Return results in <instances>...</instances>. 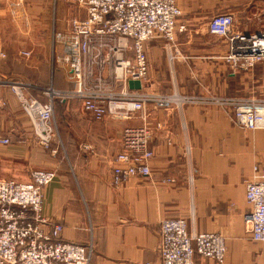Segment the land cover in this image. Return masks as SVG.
Wrapping results in <instances>:
<instances>
[{"label":"crops","instance_id":"crops-1","mask_svg":"<svg viewBox=\"0 0 264 264\" xmlns=\"http://www.w3.org/2000/svg\"><path fill=\"white\" fill-rule=\"evenodd\" d=\"M176 1L182 12L177 23L185 25L173 43L179 56L169 62L165 40H149L143 91L263 98L264 60L249 70H231L221 58L226 40L208 32V21L228 13L237 32L264 30V0ZM15 3L0 0V27ZM3 43L0 35V50ZM5 72L0 62V76ZM58 72L55 82L61 87L65 74ZM10 93L0 84V134L16 139L4 150L0 146V167L10 163L19 181H29L35 169L55 171L44 187V213L62 224L63 240L91 247L88 264H161L159 226L169 217L184 218L190 233L221 234L227 249L223 264H264V241L251 239L245 222L251 210L245 186L253 178V166L264 164V129L241 128L231 109L216 105L147 103L151 175L113 185L111 170L122 130L139 120H95L78 100L63 101L59 118L67 121L62 134L57 133L61 156L54 138L45 149L35 141L34 130L23 127L28 119L9 114ZM194 261L218 264L198 255Z\"/></svg>","mask_w":264,"mask_h":264},{"label":"built area","instance_id":"built-area-1","mask_svg":"<svg viewBox=\"0 0 264 264\" xmlns=\"http://www.w3.org/2000/svg\"><path fill=\"white\" fill-rule=\"evenodd\" d=\"M78 3L83 15L71 18L66 32L56 34L61 42L56 62L65 66L73 82L71 90L0 80L20 101L39 144L50 146L55 130L54 103L67 98L78 100L95 120L106 116L140 119V124L127 125L122 130L121 149L113 158L111 170L112 184L118 185L134 176L151 175L152 129L144 114L147 103L179 108L184 104L216 105L231 109L239 127L264 129V97L143 91L148 73L145 44L149 40H165L169 62L179 56L173 43L175 33L185 30V25L177 23L182 12L176 0ZM232 26L233 17L220 13L208 21V32L225 38L227 48L221 58L231 70H249L264 60V30L242 33ZM129 80H139L141 89H129ZM41 95L45 98L41 99ZM9 143L10 138L0 134V146ZM253 172L245 186V198L251 205L245 222L251 239L264 241V164H255ZM54 177V170L35 169L29 181L0 178V264L89 263L91 247L63 240L62 224L44 213V187ZM158 253L161 264H201L194 261L195 255L223 264L226 245L217 232L190 233L184 218L169 217L160 222Z\"/></svg>","mask_w":264,"mask_h":264},{"label":"rangeland","instance_id":"rangeland-1","mask_svg":"<svg viewBox=\"0 0 264 264\" xmlns=\"http://www.w3.org/2000/svg\"><path fill=\"white\" fill-rule=\"evenodd\" d=\"M15 1V7L12 10H7L5 17H3L2 21L5 25L0 27V35L4 38V43L0 50V62H2L6 71L1 74L0 80H22L37 84L44 89L54 87L60 91L71 90L73 82L70 80L65 66L56 62V56L61 50V42L56 34L66 32L71 18L83 15V10L78 0ZM22 52H28L29 55L25 56ZM261 63H264V61ZM60 69L63 70L66 78L63 77V84L61 87H57L56 82L60 77L58 72ZM39 92L41 91L39 90ZM10 97L11 101H6L7 105L10 103L9 114L16 118L20 117L19 119L21 117L28 119L29 123H24L23 127L25 126L28 130L29 127L33 129L30 119L22 110L20 101L16 98L17 102L11 93ZM40 98L44 99L45 97L41 95ZM69 100L76 99L67 98L65 101ZM55 102L57 103L54 104L58 107L57 110L55 109L56 111L54 110L56 126L52 139L54 138V143L56 142L55 144L58 146V154L60 153L61 156H64L63 147L61 142H59L57 133L62 134L61 125H65L64 122L67 120L66 118H59L62 116L63 108L61 105L63 103ZM139 121L138 124L141 123L140 119ZM9 138V144L16 140L12 137ZM35 141L39 144L37 139ZM39 145L42 146L41 144ZM2 147L1 149L4 150ZM49 147H45V149ZM15 170L10 163L2 166V168L0 167V178L14 179L15 177L12 174Z\"/></svg>","mask_w":264,"mask_h":264},{"label":"water","instance_id":"water-1","mask_svg":"<svg viewBox=\"0 0 264 264\" xmlns=\"http://www.w3.org/2000/svg\"><path fill=\"white\" fill-rule=\"evenodd\" d=\"M129 89H141V84L139 80H129L128 81Z\"/></svg>","mask_w":264,"mask_h":264},{"label":"trees","instance_id":"trees-1","mask_svg":"<svg viewBox=\"0 0 264 264\" xmlns=\"http://www.w3.org/2000/svg\"><path fill=\"white\" fill-rule=\"evenodd\" d=\"M55 103H57V102H55ZM61 103V102H60Z\"/></svg>","mask_w":264,"mask_h":264}]
</instances>
